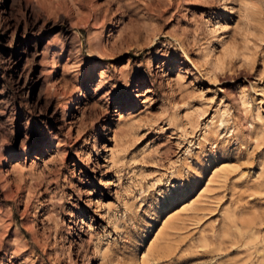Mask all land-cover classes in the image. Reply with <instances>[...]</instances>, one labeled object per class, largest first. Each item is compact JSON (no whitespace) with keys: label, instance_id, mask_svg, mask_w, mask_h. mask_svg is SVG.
<instances>
[{"label":"rangeland","instance_id":"1","mask_svg":"<svg viewBox=\"0 0 264 264\" xmlns=\"http://www.w3.org/2000/svg\"><path fill=\"white\" fill-rule=\"evenodd\" d=\"M0 264H264V0H0Z\"/></svg>","mask_w":264,"mask_h":264},{"label":"bare ground","instance_id":"2","mask_svg":"<svg viewBox=\"0 0 264 264\" xmlns=\"http://www.w3.org/2000/svg\"><path fill=\"white\" fill-rule=\"evenodd\" d=\"M2 3V2H1ZM15 22V21H14ZM16 25H15V29H18L19 28V24L16 22L15 23ZM211 33H214L215 32V29H212L211 31H210ZM50 67V69H51V71L49 72V74H48V77L50 76V77H52L53 76V72H52V70H53V65H51V66H49ZM55 67V66H54ZM56 68V67H55ZM54 68V69H55ZM53 78V77H52ZM51 81V80H50ZM70 108H71V103H69V104H67L65 107H64V111H65V114L63 115L62 114V118H64L66 115H68L69 116V113H68V111L70 110ZM68 113V114H67ZM71 129V126H69V130Z\"/></svg>","mask_w":264,"mask_h":264}]
</instances>
